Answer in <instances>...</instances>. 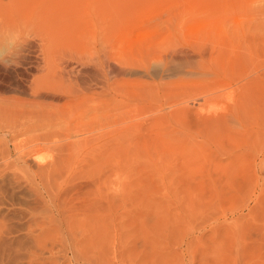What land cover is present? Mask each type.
I'll return each mask as SVG.
<instances>
[{
  "label": "rangeland",
  "instance_id": "374dc122",
  "mask_svg": "<svg viewBox=\"0 0 264 264\" xmlns=\"http://www.w3.org/2000/svg\"><path fill=\"white\" fill-rule=\"evenodd\" d=\"M104 36L114 65L170 40L189 58L126 69L138 101L94 89L46 126L0 118V264H37L60 236L106 259L186 236L190 264H264V0H0V64L26 44L0 66V108L17 103L14 81L46 75L40 55Z\"/></svg>",
  "mask_w": 264,
  "mask_h": 264
},
{
  "label": "bare ground",
  "instance_id": "6f19581e",
  "mask_svg": "<svg viewBox=\"0 0 264 264\" xmlns=\"http://www.w3.org/2000/svg\"><path fill=\"white\" fill-rule=\"evenodd\" d=\"M101 38L102 39L99 41V44H95V45L93 44L92 46L89 47L87 46L86 48L84 47V49L82 48L80 52L77 51L74 52L73 50V52L67 51V53H59L58 50L56 51L58 53L52 52L49 54L48 57H46V54L45 55L43 54L42 56L40 55L38 57V63L37 66L35 67V70L38 74L39 73L41 74L43 71L44 72L47 71L46 75H44L41 78H31V79L22 78L20 80L14 81L13 83L14 88L12 92H14L15 94L17 93L22 94V96L24 95L23 97L25 98L26 96V98L22 99L18 94L17 95L20 98L15 96V94L13 97L11 96L12 101L14 100L13 102H17V103L10 104L11 109L0 108V118L2 120L5 119L4 121L5 123L7 122L6 124L9 127H14L16 124L20 125V124H25L26 122L29 123L30 121L35 122L40 126L43 125L46 126L49 123H55L56 121H61L63 118H64L63 120H65L68 113L67 109H73V108L77 109L78 106L82 105L85 102H88L89 100L87 101V98L90 92L93 93L96 89L98 91L100 89L103 93H107L111 97L114 96L120 97L123 95L125 96L127 94L128 95L133 94L136 96L134 100L138 101L139 98L138 95L140 94V92L138 91L139 89L132 88L130 90V88L126 89L125 87H123L127 83V81L123 80L124 78L122 77V74L124 73V71H126V69L146 68L147 66L149 67L148 64L151 61L156 59L162 61L163 64L165 63L164 65H169L172 61L175 62L177 60V62L179 61L178 63L182 62L183 64H179V65H181V67H184V64L187 62V59L189 58L187 57L188 55H186L188 54V52L183 54L186 55V57L185 56L182 57L181 54L184 53L185 50L183 49L184 51L182 50L183 52H181V50L179 49L178 51V48L176 49V47L171 46V44H173V41L170 40L172 42L169 43L170 45L164 42L166 46L158 45L156 43H151L146 47H139L137 49H134L135 51L133 50L132 52L127 54L120 51V53L118 54L117 62L118 63L120 62V65L122 66H118L117 64H115L117 65L115 66L113 64L114 59L113 60L111 59L114 55H117L116 53L113 52L114 49L113 44L108 45L107 43L108 41L105 40L106 38L105 36ZM17 41L14 47L11 45L13 47V51L10 53V55H8L6 58H4V60H2L5 63V65H3L2 63L1 64L3 65L2 67L5 70H7L8 66H14V67L18 66L20 63L19 61H22L20 59L21 56L20 52L24 48H26V44L24 42H17ZM167 41L169 40L167 39ZM26 42H28V39ZM27 46L30 45L27 44ZM42 51L40 52V54L43 53ZM179 52L181 53L179 54ZM110 60L112 61L113 65L110 63ZM83 65H88L86 76H83L82 70L80 71L78 69V67L80 68V66L84 67ZM167 68L168 67H166V69ZM124 75L125 74H123V76ZM148 92H149L148 97H152L151 96L152 92L150 91V89L148 90ZM40 98H49L52 100L51 102L53 101L61 102V105L60 106L41 105L37 103V101ZM82 107L84 108V106ZM79 108L81 109V107ZM34 119L36 120L40 119V121L38 122L33 121ZM9 127L8 130H11ZM54 141L55 143L57 142L56 140ZM76 236L77 238H79V235H75V237ZM60 237L62 239V243L60 239L57 240L60 243V244L58 243L59 245L57 248H56L57 245L56 246L53 245L54 247L50 246L49 248H47L46 252L48 253V256L46 255L37 264H44V262L48 264H65L64 263L65 260H67L69 264H190L189 255H188V244H186L187 239L185 238L186 236L181 239V242L179 244H173V245L169 243L168 237L164 236L162 238V241L165 242V244L162 245L163 247L160 248L159 246L158 248V245H156V243L150 244L149 247H147V249L151 247L150 250L145 251L144 248L146 247H144L143 248L144 253L141 252V254L143 253L142 254L143 256L137 257V255H139L138 254L139 251H138L136 255L137 258H128V257H132L129 256L128 252H127L128 256L126 257L124 255L126 258L124 256L123 258L121 256L122 255L121 253L125 251L124 248L127 249V247L125 246H123L124 248L122 249L124 250L122 252H118L121 251V248H119V250L113 249V251L112 248H110L111 252H113V255L110 254L111 252L109 248L105 247L108 248L107 251V253L109 252L107 254L109 256L108 258L112 257V259H106L105 258L106 256L104 257L102 256V254H100L101 249L97 250V248L101 246H96L97 248L95 247L96 244L95 239H94L95 244L92 242L94 246L90 248L88 246L89 240L87 241L88 243V245H86L87 247L86 246L83 247V245H85L86 242L82 243L81 244L82 247H80L79 246L80 244L78 242L82 238L78 239L79 241L77 242L74 237H73L74 239L72 237L71 238L69 237L70 239L64 237L67 240L73 241V242L71 241L70 243L71 245H70L68 244L69 241L66 242V240H64L62 236ZM152 239L155 240V238L153 237ZM94 240L92 239V241ZM99 244L100 243H98V245ZM18 247L19 246H16L14 250L17 251L19 249ZM178 249H180V252H177ZM128 250L131 249L128 248ZM135 251L133 250V253H131L130 251L129 252L135 255L134 253ZM59 253L61 254L65 253L64 255L66 257L65 256L60 257V255L57 256ZM15 254H16L15 256L17 257L18 253L16 252ZM69 254H71V257H68ZM104 255H106V252L104 253Z\"/></svg>",
  "mask_w": 264,
  "mask_h": 264
}]
</instances>
